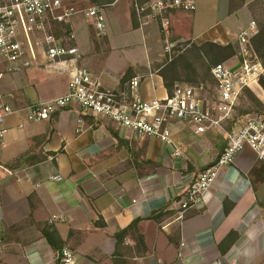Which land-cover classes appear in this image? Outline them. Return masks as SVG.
<instances>
[{"label":"crops","instance_id":"0c3cea01","mask_svg":"<svg viewBox=\"0 0 264 264\" xmlns=\"http://www.w3.org/2000/svg\"><path fill=\"white\" fill-rule=\"evenodd\" d=\"M64 1L78 10L71 44L81 54L79 66L107 88H120L127 75L141 77L145 101L170 94L161 76L169 62L160 26L154 20L140 24L133 0ZM259 1L196 0L195 11L171 14V39L236 45L239 33L255 21L252 7ZM92 8L106 18L103 35L87 16ZM40 62L8 73L0 60V93L13 108L21 111L68 92L69 76ZM225 63L237 68L240 59ZM259 78L246 89L264 105ZM25 115H10L0 137V264H59L66 246L77 253L79 264H264V162L253 150L223 168L204 203L180 218L177 201L218 157L223 131L198 134L188 124L172 123L173 139L184 151L175 156L159 139L140 137L78 108L38 123L26 122ZM54 175L63 179H50ZM53 216L59 219L51 222ZM121 232L124 254L115 261V236ZM231 233L238 238L229 246L223 242Z\"/></svg>","mask_w":264,"mask_h":264},{"label":"built area","instance_id":"2783aa9c","mask_svg":"<svg viewBox=\"0 0 264 264\" xmlns=\"http://www.w3.org/2000/svg\"><path fill=\"white\" fill-rule=\"evenodd\" d=\"M196 7V0H133L140 24L150 20L159 24L168 62L173 61L180 45L171 39V14L175 10L192 12ZM77 13L75 5L64 0H0V60L6 63L7 72L22 73L40 67L44 60L46 70L70 78L65 95L21 110L26 113V122L49 121L59 111L78 108L140 137L159 139L174 148L175 156L184 151L173 139L172 123L188 124L198 134L223 131L225 143L218 157L195 177L177 201L180 218L204 203L220 171L233 164L240 153L251 149L264 162V115L243 117L238 112L243 91L261 76L264 68L250 45V39L258 33L255 21L238 35L240 65L235 68L224 62L213 66L212 87L175 85L166 97L145 101L139 94L141 77L132 78L118 89L107 88L89 68L79 66L81 54L71 44L75 40L72 19ZM87 16L97 35H103L106 18L101 9H89ZM3 76L0 73V80ZM21 111L8 104L0 93V137L6 133V119ZM50 179L59 181L63 177L54 175ZM56 219L59 217L53 216L51 222ZM58 259L60 264H79L77 253L67 246L59 252Z\"/></svg>","mask_w":264,"mask_h":264},{"label":"rangeland","instance_id":"374dc122","mask_svg":"<svg viewBox=\"0 0 264 264\" xmlns=\"http://www.w3.org/2000/svg\"><path fill=\"white\" fill-rule=\"evenodd\" d=\"M252 8L257 26L264 25V0L255 3ZM201 46L190 42L180 43L179 52H177L173 61L168 63L169 65L173 64L170 68L172 70H169L170 76L177 79L173 89L175 85L196 87L200 85L212 87L214 85L210 71L211 63L197 49ZM238 112L241 116L252 113L264 115V105L250 89H245L240 97Z\"/></svg>","mask_w":264,"mask_h":264},{"label":"trees","instance_id":"16d2710c","mask_svg":"<svg viewBox=\"0 0 264 264\" xmlns=\"http://www.w3.org/2000/svg\"><path fill=\"white\" fill-rule=\"evenodd\" d=\"M107 1H109V0H107ZM111 1H113V0H111ZM139 1L140 2H147L150 0H139ZM94 2L97 4L99 3L98 0H94ZM257 27H258V33L250 39V45H251L252 49L254 50L258 61L264 66V25L260 24ZM197 49L200 51L201 55L204 56L211 63L210 71L212 70V67L218 63H224V62H226V61H228L234 57H239V59L242 58L241 57V48H240L238 43L236 45L230 44L227 46H220V45L213 44V43H206ZM172 65L167 64V66L163 69V71H161V76L163 77L165 85H166V87L170 93L173 91V86H174L175 82L177 81V79L170 76L169 70H172V69H170L172 67ZM171 74H172V72H171ZM131 79H132V77H130L129 75H127L125 78H123L122 79V86L125 85V83ZM259 84L264 89V77L263 76H261L259 78ZM26 156H27L26 154L21 155L16 160L15 165L21 164V162L26 158ZM225 210H226V212L229 211L228 202L227 203L225 202ZM115 237L117 239V245H116V251L113 255V260L118 261V258H121L124 254L123 245H124V240H125V234H124V232H121V233L116 234ZM237 238H238V235L236 233H231L230 235L227 236V238L224 240L223 243L224 244L228 243L230 246L233 242H235L237 240ZM138 239H139V245H140L138 247L139 252L144 253L145 250L142 248L144 246V238L142 235H138ZM224 244H222L220 248H221V251L223 253H226L227 250L224 249V247H223ZM142 249H143V251H142ZM59 264H60V261H59Z\"/></svg>","mask_w":264,"mask_h":264}]
</instances>
